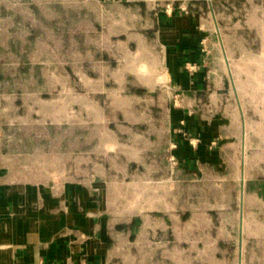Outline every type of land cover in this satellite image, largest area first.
<instances>
[{
    "label": "crops",
    "instance_id": "obj_1",
    "mask_svg": "<svg viewBox=\"0 0 264 264\" xmlns=\"http://www.w3.org/2000/svg\"><path fill=\"white\" fill-rule=\"evenodd\" d=\"M212 2L63 0L50 32H60L61 65L70 50L77 71L43 70L48 53L21 54L38 40H15L12 86L0 71V264H164L159 239L173 236L174 254L185 245L164 225L196 216L175 202L162 213L163 202L126 201L139 174L157 173L146 160L161 155L180 175L236 161L203 167L226 173L229 195L209 202L210 241L194 250L203 264H264V23L235 25V52L219 41L215 67ZM122 189L125 202L109 201Z\"/></svg>",
    "mask_w": 264,
    "mask_h": 264
},
{
    "label": "rangeland",
    "instance_id": "obj_2",
    "mask_svg": "<svg viewBox=\"0 0 264 264\" xmlns=\"http://www.w3.org/2000/svg\"><path fill=\"white\" fill-rule=\"evenodd\" d=\"M62 1L63 0H0V40H9L13 44L9 47L0 48V71L9 79H6L7 86H12L11 76L14 72V66L17 64L14 56L16 55V51L13 50V46L16 44L15 40L21 42L27 39H33V41L38 40L36 46L33 44L31 46L26 45L21 47V54H24V56L30 55L32 60L35 61L39 56L48 53L49 59L45 62L43 59L40 64L43 70L45 68L49 71L60 73V71L64 69V66H68L70 72L72 70L77 71L76 64L73 63V61L71 62L74 57L70 55V50L68 53L70 56L69 61L66 60L67 63L63 62L61 65L60 51L62 48L60 46H53V41H57L60 38V32L56 31L57 35L50 32L51 28L59 27ZM213 4L214 9L219 13L216 15L218 30L213 33L214 37L211 39L210 44L212 49L211 47L209 49L215 56V67L220 66L223 68L222 57L219 55V41L222 40L226 47L230 45L229 48L235 52L237 46L235 33L237 29L235 25L252 26L254 22L256 26H259L260 22L264 23V13H261L264 12V0H219L218 3ZM254 5L262 8L261 12L257 9V15L253 14L254 11L252 8L255 7ZM254 18L255 21H253ZM85 21L84 34L86 39L85 50L87 53V51L92 48V45L88 44V42L90 39L94 38V34L90 31L93 28L87 24L91 23L90 20L86 19ZM46 33L47 35L45 38ZM46 42H49L48 46L45 44ZM207 43L208 42H206V44ZM15 49L20 50V48L17 47ZM51 55H56V63L51 62ZM113 57H116L118 62L121 61L120 54ZM217 59H219L218 64L216 63ZM89 65H91V63ZM89 65L87 64L82 67V69L91 71L92 68ZM25 67H27V63ZM230 68L235 86L236 63L230 62ZM230 95L231 98L234 99L235 95L232 93ZM24 114L25 112L21 111L22 120L26 116ZM20 127L22 133H29L28 122H22ZM6 134L10 137L13 136L11 130L6 132ZM146 161L151 169L157 170V173L150 172V174L145 175L139 174L136 179L133 180L134 189L132 193L127 195L126 201H136L140 203L142 200L145 201L148 199L151 202H163L166 208L160 209L162 213H172L173 211H169L167 206L170 207L175 202V210H181V212L188 211L193 216L195 215L196 217L193 219V222H189L185 225L182 224L181 226H173L174 224L166 222L167 225H164L163 230L179 231L181 234L180 241L184 242L185 245L182 243L184 248L182 247V249L176 250L174 254L171 249L173 236L167 235V237L159 239V246L164 250L163 255L159 256V260L164 264H203L199 261V258L203 257V259H205L207 255L200 256L197 250L195 251L194 249L196 246L200 248L210 241L208 233L211 231L213 224L211 221H207V219L204 218V213L206 208H211L209 202L227 201L228 198L226 195H229L228 180H230L228 176H225L226 173H222V171L214 170L211 172V170H208L207 172L203 167L210 169L219 165L220 168L228 166L234 168V166L237 165L236 161H229L226 157L224 159H218V164L214 165L201 163L202 172L197 170V173L187 175H180L174 166L172 169L169 166L167 157L162 155L158 159L149 158ZM231 184H234L233 181H231ZM235 190H237V188H235ZM233 194H236V192H233ZM125 195V189H122L121 199L119 201L114 200V194L110 196L109 201L125 202V200H123ZM120 210H123L122 207ZM148 210L147 212L155 209ZM165 210H168V212ZM215 211L220 212L219 209H215ZM222 235L225 236L226 232ZM148 241L154 242L155 240L150 239ZM146 243L148 244V242ZM151 245L155 246L153 244ZM146 257L149 258V255Z\"/></svg>",
    "mask_w": 264,
    "mask_h": 264
},
{
    "label": "built area",
    "instance_id": "obj_3",
    "mask_svg": "<svg viewBox=\"0 0 264 264\" xmlns=\"http://www.w3.org/2000/svg\"><path fill=\"white\" fill-rule=\"evenodd\" d=\"M170 161L174 162V159H173V158H171V160H170Z\"/></svg>",
    "mask_w": 264,
    "mask_h": 264
}]
</instances>
